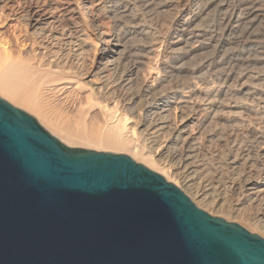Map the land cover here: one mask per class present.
Wrapping results in <instances>:
<instances>
[{"label": "bare ground", "instance_id": "1", "mask_svg": "<svg viewBox=\"0 0 264 264\" xmlns=\"http://www.w3.org/2000/svg\"><path fill=\"white\" fill-rule=\"evenodd\" d=\"M0 95L264 237V0H0Z\"/></svg>", "mask_w": 264, "mask_h": 264}, {"label": "water", "instance_id": "2", "mask_svg": "<svg viewBox=\"0 0 264 264\" xmlns=\"http://www.w3.org/2000/svg\"><path fill=\"white\" fill-rule=\"evenodd\" d=\"M0 264H264V238L0 97Z\"/></svg>", "mask_w": 264, "mask_h": 264}, {"label": "rangeland", "instance_id": "3", "mask_svg": "<svg viewBox=\"0 0 264 264\" xmlns=\"http://www.w3.org/2000/svg\"><path fill=\"white\" fill-rule=\"evenodd\" d=\"M171 16V15H170ZM0 97L1 98H3L4 100H6V101H8L7 99H5L4 97H2L1 95H0ZM10 104H12L10 101H8ZM13 106H15V107H17V108H20V107H18V106H16V105H14V104H12ZM20 109H22V110H24L23 108H20ZM44 109L50 114V115H52L56 120H58L59 122H62V123H65L69 128H72V129H78V124H77V122H76V120L71 116V115H68L67 113H65L63 110H61L60 108H58V107H56L55 105H53V104H51V103H49V104H45L44 105ZM24 111H26L27 113H29L30 115H32V116H34L36 119H37V117H36V115H34L33 113H31V112H29V111H27V110H24ZM38 121H39V119H37ZM39 123L44 127V128H46L40 121H39ZM75 129V131H77ZM80 130V129H79ZM50 132V131H49ZM51 133V132H50ZM52 134V133H51ZM53 136H55L54 134H52ZM55 137H57V136H55ZM58 138V137H57ZM59 139V138H58ZM141 140V139H140ZM61 141V140H60ZM137 141V142H136ZM138 142H140L141 144H143V143H145V144H147V142H144V141H139V139L137 140H135V143L136 144H139ZM64 143V142H63ZM65 144V143H64ZM67 145V144H66ZM149 144H147V146H148ZM149 147V146H148ZM117 154H125V153H117ZM127 155V154H126ZM134 159V158H133ZM135 160V159H134ZM137 163H140V164H143V165H145L146 167H148L146 164H144V163H142V162H138L137 160H135ZM150 170H152V171H154V172H156V173H158L156 170H153V169H151L150 167H148ZM160 174V173H159ZM163 176V175H162ZM164 177V176H163ZM167 180V179H166ZM168 181V180H167ZM193 201V200H192ZM194 202V201H193ZM196 204V203H195ZM197 205V204H196ZM199 207V206H198ZM200 208V207H199ZM200 209H202V208H200ZM204 210V209H203ZM206 211V210H205ZM206 212H208V211H206ZM209 213V212H208ZM241 225V224H240ZM243 226V225H242ZM243 227H245V226H243ZM246 228V227H245ZM247 229V228H246ZM250 232H252V233H256V232H253V231H251V230H249ZM256 234H258V233H256ZM259 235V234H258ZM264 238V237H263Z\"/></svg>", "mask_w": 264, "mask_h": 264}]
</instances>
